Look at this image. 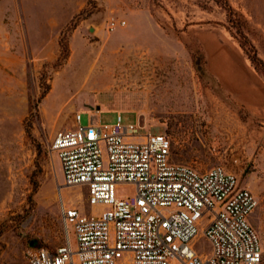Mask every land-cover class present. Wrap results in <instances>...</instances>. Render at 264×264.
<instances>
[{
    "label": "rangeland",
    "instance_id": "374dc122",
    "mask_svg": "<svg viewBox=\"0 0 264 264\" xmlns=\"http://www.w3.org/2000/svg\"><path fill=\"white\" fill-rule=\"evenodd\" d=\"M241 33L264 62V0H0V264L74 245L62 204L101 211L63 186L50 149L78 113L138 121L170 139L172 162L233 173L256 197L264 264V76Z\"/></svg>",
    "mask_w": 264,
    "mask_h": 264
},
{
    "label": "built area",
    "instance_id": "2783aa9c",
    "mask_svg": "<svg viewBox=\"0 0 264 264\" xmlns=\"http://www.w3.org/2000/svg\"><path fill=\"white\" fill-rule=\"evenodd\" d=\"M114 25V23H113ZM81 114L51 143L64 187H84L85 213L61 206L70 238L54 250L29 253L27 264H263L260 236L250 223L257 200L222 167L199 171L171 161V141L138 121L100 124ZM130 187L122 196L119 190ZM210 243L207 254L195 242Z\"/></svg>",
    "mask_w": 264,
    "mask_h": 264
},
{
    "label": "trees",
    "instance_id": "16d2710c",
    "mask_svg": "<svg viewBox=\"0 0 264 264\" xmlns=\"http://www.w3.org/2000/svg\"><path fill=\"white\" fill-rule=\"evenodd\" d=\"M225 6H227L226 9L230 12V14L232 13V15L235 16L232 9L228 5H225ZM233 20L234 21H232V24H235L234 26L240 31V27H241L242 22L240 21V19L238 17H235ZM73 27H74V24L72 23L71 28H73ZM60 44H61V46H60L61 47L60 57L65 58V55L67 53V46L62 45V42ZM240 44H241L242 48L245 50V52L248 55L249 59L251 60L252 64H254V66L264 76V62L258 57L254 46L248 41V39L242 33H241V38H240ZM60 60L58 59V61H57L58 66L60 65ZM44 95H45V93L42 96H44ZM30 117H31V115H30Z\"/></svg>",
    "mask_w": 264,
    "mask_h": 264
}]
</instances>
